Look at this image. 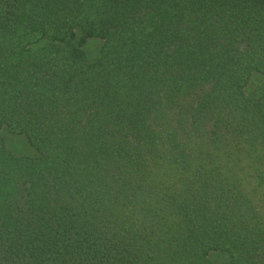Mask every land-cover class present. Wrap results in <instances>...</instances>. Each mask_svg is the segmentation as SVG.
I'll return each mask as SVG.
<instances>
[{"label": "trees", "instance_id": "obj_1", "mask_svg": "<svg viewBox=\"0 0 264 264\" xmlns=\"http://www.w3.org/2000/svg\"><path fill=\"white\" fill-rule=\"evenodd\" d=\"M0 264H264V0H0Z\"/></svg>", "mask_w": 264, "mask_h": 264}]
</instances>
